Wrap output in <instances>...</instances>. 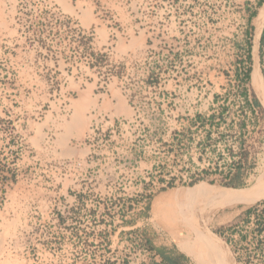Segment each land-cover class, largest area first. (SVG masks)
<instances>
[{
	"label": "rangeland",
	"instance_id": "rangeland-1",
	"mask_svg": "<svg viewBox=\"0 0 264 264\" xmlns=\"http://www.w3.org/2000/svg\"><path fill=\"white\" fill-rule=\"evenodd\" d=\"M263 3L0 0V264H227L169 199L264 174ZM205 220L264 264V197Z\"/></svg>",
	"mask_w": 264,
	"mask_h": 264
},
{
	"label": "bare ground",
	"instance_id": "bare-ground-1",
	"mask_svg": "<svg viewBox=\"0 0 264 264\" xmlns=\"http://www.w3.org/2000/svg\"><path fill=\"white\" fill-rule=\"evenodd\" d=\"M263 20H264V3L259 8L258 14L254 19V25L257 26V32L260 31V27L262 25ZM251 81H252L253 88L255 87L254 90H256L255 92L257 94V97L259 98L261 104L264 106V83H263V81H261L259 79L256 69L252 72V80ZM78 107L79 106H77V108ZM74 116L78 117V115H76V114H74ZM77 117H75L72 120V122L75 121V123H76ZM75 123L73 122V124H75ZM80 123H82V122H80ZM73 130H74V127H73ZM262 175L263 176L260 178V181H257L256 184L264 183V174H262ZM263 197H264V186L258 188V190L254 191L252 193H239V192L233 191L232 189H230V190L224 189L218 185L198 183L192 187L185 189L182 192H174L173 194L170 195V199H169L170 201L169 202H173V201L174 202L175 201L180 202V203L184 202L183 204L186 205L185 207H187L186 212L188 213V211H189V213L192 214V216H193V213H191L192 211L190 212V209L192 207L194 209V206H195L192 203L197 204L199 216H198V219H197V217H195V218L200 223V225H201V223H203L205 225V221H206L205 217H206L207 213L211 212V210L213 208L220 207V206L222 207V205L234 203V202L253 203V202H255V201H257ZM174 205H175V203H174ZM181 209H180V211H181ZM187 209H188V211H187ZM191 222L192 221L190 218L189 224H191ZM192 229H193V233H194L193 239L195 241L199 240L201 238V236L203 235V237L207 240V242L213 248L214 252H216L217 254L223 255L227 261V264H234V262L232 261L233 258L231 256V253L221 246V244L216 240L215 236H213L211 233L203 230V226L200 227L196 224H193ZM186 244H187V247L190 248V250L187 247H185L182 243H180L179 246L181 247V249L186 251L191 257H193L197 263H199V264H213L214 263V261L212 259H210L207 256H204L198 250H196V248L194 247V245L192 243L186 242ZM191 250L193 252H191Z\"/></svg>",
	"mask_w": 264,
	"mask_h": 264
},
{
	"label": "water",
	"instance_id": "water-1",
	"mask_svg": "<svg viewBox=\"0 0 264 264\" xmlns=\"http://www.w3.org/2000/svg\"><path fill=\"white\" fill-rule=\"evenodd\" d=\"M263 22H264V20H263ZM263 22H262V25L260 27V31L259 32H257V26L254 25L255 35H254V39H253V46H252L251 58H252V62H253L252 72L256 69L259 79L261 81H263V83H264V79H263V76L261 74L260 67H259V55H260V53H259V44H260V34H261V29L263 27ZM252 72H251V75H250L251 76V80H252ZM218 186H220V187H222L224 189H229V190L232 189L233 191H236V192H239V193H252V192L258 190V188L264 186V183H262V184H254V185L246 186V187H230V186H223V185H218ZM201 224L203 226V230H205V231L211 233L213 236H215L216 240L221 244V246L224 249H226L227 251H229V248H228L227 243L223 239H221V237L219 235H217L215 232L211 231L203 223H201Z\"/></svg>",
	"mask_w": 264,
	"mask_h": 264
},
{
	"label": "flooded vegetation",
	"instance_id": "flooded-vegetation-1",
	"mask_svg": "<svg viewBox=\"0 0 264 264\" xmlns=\"http://www.w3.org/2000/svg\"><path fill=\"white\" fill-rule=\"evenodd\" d=\"M259 53H260V55H259L260 56V65L262 67V72L264 73V22H263V27L261 29V34H260Z\"/></svg>",
	"mask_w": 264,
	"mask_h": 264
},
{
	"label": "trees",
	"instance_id": "trees-1",
	"mask_svg": "<svg viewBox=\"0 0 264 264\" xmlns=\"http://www.w3.org/2000/svg\"><path fill=\"white\" fill-rule=\"evenodd\" d=\"M248 58L250 59V56H248ZM249 74H250L249 71H247V72L245 73V79H248V78H249V76H250ZM159 254L163 255L162 252H159Z\"/></svg>",
	"mask_w": 264,
	"mask_h": 264
}]
</instances>
